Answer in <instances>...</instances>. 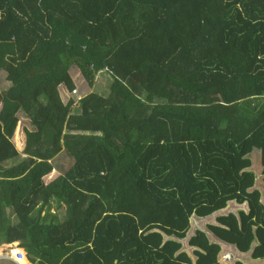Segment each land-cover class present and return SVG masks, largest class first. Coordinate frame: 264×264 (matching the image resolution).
Masks as SVG:
<instances>
[{"label":"trees","instance_id":"16d2710c","mask_svg":"<svg viewBox=\"0 0 264 264\" xmlns=\"http://www.w3.org/2000/svg\"><path fill=\"white\" fill-rule=\"evenodd\" d=\"M72 67L109 92L76 96ZM0 98V245L223 264L211 233L264 259V175L237 150L264 134V0H0Z\"/></svg>","mask_w":264,"mask_h":264},{"label":"rangeland","instance_id":"374dc122","mask_svg":"<svg viewBox=\"0 0 264 264\" xmlns=\"http://www.w3.org/2000/svg\"><path fill=\"white\" fill-rule=\"evenodd\" d=\"M76 85H77V94H75L76 96H82L84 93L90 91V92H94L97 94H102V95H106L109 92V87L111 84L112 79L110 78V75L107 74L106 72H98L94 79H93V83L91 85V87L88 85L87 82H85V80L82 78L83 76L81 75V72L78 68L76 67H72L71 71H70ZM9 84L6 82V80L3 81L2 84V94L5 93L6 88L9 87ZM4 100L2 98H0V110L2 108ZM77 107V106H76ZM76 107L73 108V113L76 112ZM78 112V110H77ZM28 127V129L33 128L31 125L28 124V121L25 118H21V122L18 125L17 128V133L15 136V144L19 147V149L21 150V146L20 143L23 140V133H22V127ZM262 131H256V133L252 134L250 136V139L248 140L249 142V146L247 148H244L245 145H239L237 147V150L239 151V153H241V155H243L245 159V161L248 160L249 163V167L248 169L254 170V172L256 174L260 175V178L262 177V175H264V140L261 138L262 135ZM264 135V134H263ZM262 135V136H263ZM256 138L258 141V147L257 146H252L251 149H249L251 146L250 142ZM256 141V142H257ZM243 146V147H242ZM20 157H23V154L20 152ZM69 160H65L64 159V155L60 154L55 160H54V164L56 166V169L60 170L62 168H64L65 166H69ZM53 172H56V170H54ZM52 172V176H55V174ZM52 178V177H51ZM262 185V182L260 181L259 186ZM54 209L55 204H53ZM64 209H60L59 212H63ZM56 211V210H55ZM220 214L217 213V215H215V217H211L207 216L204 217L202 220L203 224H209L212 221V224H214L215 222H217V217ZM207 237H209L211 242H218L221 246H222V252L219 255V259L223 264H236L237 261L242 262L243 264H264V259L263 260H254L252 258V252H248L245 254H242L240 252H238L236 250V248H234L233 246L219 240L217 237H215L213 234L211 233H206ZM20 243H13V244H2L0 245V248H4V250H6L4 253L2 254H6L7 252L11 251L12 254L16 255L17 252H20L21 254H26V258H27V253L25 252V250L22 248L20 249ZM184 244V243H183ZM193 248L192 247H188L186 244H184L183 246V251H187L189 254H191L190 256L193 258V261L196 262L194 259V252H193ZM17 251V252H16ZM16 252V254H15ZM229 254V255H228Z\"/></svg>","mask_w":264,"mask_h":264},{"label":"built area","instance_id":"2783aa9c","mask_svg":"<svg viewBox=\"0 0 264 264\" xmlns=\"http://www.w3.org/2000/svg\"><path fill=\"white\" fill-rule=\"evenodd\" d=\"M10 252H7L6 254L0 255V264H21L20 260L23 258V255L21 253H17V255H14Z\"/></svg>","mask_w":264,"mask_h":264},{"label":"bare ground","instance_id":"6f19581e","mask_svg":"<svg viewBox=\"0 0 264 264\" xmlns=\"http://www.w3.org/2000/svg\"><path fill=\"white\" fill-rule=\"evenodd\" d=\"M6 250H4V248H0V255H3L2 253H4ZM17 252V251H16ZM16 252H15V254H16ZM18 253V252H17ZM20 253V252H19ZM17 255V254H16ZM22 255H23V258H21V260H20V262H21V264H34L33 262H30L29 260H28V258H26V254H23L22 253Z\"/></svg>","mask_w":264,"mask_h":264},{"label":"crops","instance_id":"0c3cea01","mask_svg":"<svg viewBox=\"0 0 264 264\" xmlns=\"http://www.w3.org/2000/svg\"><path fill=\"white\" fill-rule=\"evenodd\" d=\"M55 210H57V208H56V209L53 208V209L51 210V212H52V213H55ZM19 245H20V244H19ZM20 249H22V247H20ZM34 264H35V263H34Z\"/></svg>","mask_w":264,"mask_h":264}]
</instances>
